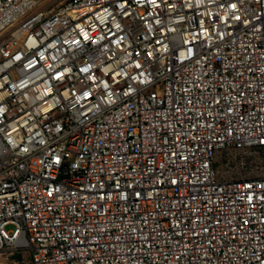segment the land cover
Instances as JSON below:
<instances>
[{
  "label": "built area",
  "instance_id": "obj_1",
  "mask_svg": "<svg viewBox=\"0 0 264 264\" xmlns=\"http://www.w3.org/2000/svg\"><path fill=\"white\" fill-rule=\"evenodd\" d=\"M43 2L0 0V264H264V0Z\"/></svg>",
  "mask_w": 264,
  "mask_h": 264
},
{
  "label": "rangeland",
  "instance_id": "obj_2",
  "mask_svg": "<svg viewBox=\"0 0 264 264\" xmlns=\"http://www.w3.org/2000/svg\"><path fill=\"white\" fill-rule=\"evenodd\" d=\"M64 1L66 0H44L41 6L44 10H52ZM260 164H262L261 157H256L255 155L246 158L243 156L240 159L236 156L235 158L228 159L225 154H223L218 157L217 161L218 168L224 176L244 179L257 177L259 172L256 167ZM8 229H10V227L6 228V230Z\"/></svg>",
  "mask_w": 264,
  "mask_h": 264
}]
</instances>
